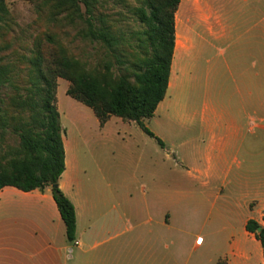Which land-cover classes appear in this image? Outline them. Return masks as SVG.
<instances>
[{"label":"crops","instance_id":"obj_1","mask_svg":"<svg viewBox=\"0 0 264 264\" xmlns=\"http://www.w3.org/2000/svg\"><path fill=\"white\" fill-rule=\"evenodd\" d=\"M199 58L201 85L220 89L226 83L224 88L230 84L236 90L247 89L250 99L245 106L250 105L252 113L246 114L250 126L243 132L242 117L227 113L219 100L206 104L201 114V157L195 168L186 171L201 182V192L149 196L84 192L83 177L106 180L109 169L89 148L82 154L81 144L88 143L82 122L65 118L73 127L68 139L59 114L65 131V168L57 186L74 207L75 241L66 238L51 187L30 192L4 187L0 200L12 203L0 213L9 223L0 227V235H5L0 237V264H201V245L194 246L199 237L214 249L228 251L216 264H264L259 241L246 230L250 220L263 226L264 158L258 177L252 136L255 107L264 122V96L256 102L253 97L255 89L264 91V0H181L174 13L166 93L174 86L180 66L183 73L187 68L192 71L191 61ZM93 116V134L108 137L107 126L114 116L103 125ZM178 118L188 121L186 116ZM116 122H122L123 129L122 124H134L120 118ZM200 196L201 212L168 209L173 199L182 207L183 200L196 203ZM81 197L87 220L84 228L79 224ZM158 203L163 210L151 215L149 208ZM60 224L67 241L60 238ZM191 253L197 258L191 259Z\"/></svg>","mask_w":264,"mask_h":264},{"label":"rangeland","instance_id":"obj_2","mask_svg":"<svg viewBox=\"0 0 264 264\" xmlns=\"http://www.w3.org/2000/svg\"><path fill=\"white\" fill-rule=\"evenodd\" d=\"M141 2L142 0H97L93 6L94 15L104 16L106 26L116 34L122 35L127 42L132 35L142 32L143 28L133 13V9ZM3 6L4 12L0 14V61L10 64L8 71L12 75V83L0 88V117L5 122L3 126L0 124L2 166L18 149V138L12 132L13 127L18 120L27 117L26 110L20 104V98L24 99L28 94L30 59L40 54L44 61L43 69L52 70L55 61L63 55L80 62L92 75H104L103 78L108 81H112L117 74L126 73V66L132 62V58L128 56L129 52H126L123 46L117 52L118 58L125 61L122 65V62L115 60L102 44L84 35L83 19L86 16L83 15L81 0H74L71 4H63L62 0H4ZM190 65L192 71L187 68L186 73L181 71L180 66L178 78L172 89L166 93L156 114L143 121L144 126L162 143L161 145L136 124H122L126 126L123 129L120 126L122 122L117 124L116 117H113L107 126L109 136L98 138L93 134L95 128L90 125V117L94 118L92 111L67 96L68 83L57 79L55 98L62 123L66 125L67 138L69 139L73 127L65 118L81 121L84 134L88 136L85 138L88 143L81 144L82 154L89 148L91 152L98 154L95 156L109 169L106 180L83 177L84 192L94 195L124 193L127 196H149L155 192H172L174 195L201 192V182L186 175V171L195 168L201 157V114L206 104L209 100H219L227 113L242 117L243 132L250 126L249 118H245L246 114L250 116L252 113L251 106H245L246 99H250L247 89L236 90L230 84L228 88H224L226 83H222L220 89L205 88L201 85V58L193 59ZM106 68L109 70L106 71ZM263 93L261 89L253 91L255 102L261 100ZM254 109L253 161L255 173L259 177L264 158V122L260 121L262 113L258 112L256 107ZM180 116H186L188 121L180 122ZM11 203L10 199H1L0 213H4L3 210ZM80 204L82 209L79 212V224L84 228L87 220L82 197ZM163 208L162 203H158L152 205L149 211L151 215H155ZM180 208L201 212V196L196 203L183 200L182 207L176 199L168 203L171 212ZM6 220V217L0 214V227L9 226ZM31 220L34 218L31 217ZM60 230V238L63 237V240L67 241L62 224ZM58 234L57 230L56 235ZM199 245L201 249L198 257L201 264H216L218 259L228 252L203 243L202 237L194 241L195 247ZM190 256L191 259L197 258L193 253Z\"/></svg>","mask_w":264,"mask_h":264},{"label":"trees","instance_id":"obj_3","mask_svg":"<svg viewBox=\"0 0 264 264\" xmlns=\"http://www.w3.org/2000/svg\"><path fill=\"white\" fill-rule=\"evenodd\" d=\"M62 1L63 4L74 2ZM96 1L81 0L86 16L83 19L84 35L102 44L122 65L125 61L118 58L117 52L123 46L132 58L126 73L117 74L108 81L104 75H92L80 62L63 55L55 61L52 70H44L42 56L35 55L29 60L28 94L24 99L20 98L27 117L18 120L12 129L18 138V149L5 165H0V190L12 187L30 192L51 187L69 242L75 241V211L57 186L65 168V154L64 130L56 109V81L65 80L68 83L66 95L91 109L100 125L114 116L136 124L161 145L143 121L153 116L167 91L174 47V13L181 0H142L133 9L142 32L132 35L127 42L106 26L104 16L95 17L93 6ZM3 3L4 0H0V14L4 12ZM9 65L0 61V88L12 83ZM0 124L5 125L2 117ZM262 222L259 232V225L252 220L247 222L246 230L259 241L264 259V211Z\"/></svg>","mask_w":264,"mask_h":264},{"label":"water","instance_id":"obj_4","mask_svg":"<svg viewBox=\"0 0 264 264\" xmlns=\"http://www.w3.org/2000/svg\"><path fill=\"white\" fill-rule=\"evenodd\" d=\"M52 187H55V185H53ZM260 229H261V228L259 227V228L257 229V232H259V231H260Z\"/></svg>","mask_w":264,"mask_h":264},{"label":"bare ground","instance_id":"obj_5","mask_svg":"<svg viewBox=\"0 0 264 264\" xmlns=\"http://www.w3.org/2000/svg\"><path fill=\"white\" fill-rule=\"evenodd\" d=\"M173 70V69H172Z\"/></svg>","mask_w":264,"mask_h":264}]
</instances>
